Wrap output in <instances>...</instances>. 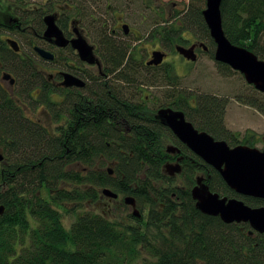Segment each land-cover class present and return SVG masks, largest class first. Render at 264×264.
Listing matches in <instances>:
<instances>
[{
	"label": "trees",
	"instance_id": "1",
	"mask_svg": "<svg viewBox=\"0 0 264 264\" xmlns=\"http://www.w3.org/2000/svg\"><path fill=\"white\" fill-rule=\"evenodd\" d=\"M28 6L27 0H0V72L10 73L14 84L21 82L19 96L29 97L31 90L41 87L39 97L60 125L51 129L26 117L24 104L1 80L0 264H264V234H250L247 223H224L200 212L190 188L200 172L211 191L250 206L259 205L258 201L229 188L212 166L155 120L157 107L149 103V95L133 99L127 96V87L114 81L132 84L133 76L143 69L149 79L146 85L174 86L178 76L173 66L141 68L131 53L127 56L124 43L103 35L102 75L62 102L54 100L50 95H60L58 88L43 81L35 69L32 48L15 53L2 37L4 30H10L24 39V45L31 43L25 29L30 18L37 21L39 15L35 12L31 17ZM187 10L214 46L201 10ZM220 12L227 38L264 59V0H222ZM7 16L17 17L12 26L4 20ZM169 27L153 30L174 52L172 45L187 43L181 34L186 30L182 26L175 30L172 23ZM112 73L114 82L105 78ZM241 99L264 116V99L252 95ZM226 101L209 94L190 99L175 95L167 106L182 110L195 128L214 139L230 146H253L252 137L238 139L224 126ZM169 139L187 156L179 174L181 186L164 172V163L173 159L164 147ZM104 188L117 197L122 193L135 198L140 216L131 213L134 223L122 225L105 216L99 207L100 197L106 196ZM63 214L73 215L68 227Z\"/></svg>",
	"mask_w": 264,
	"mask_h": 264
},
{
	"label": "rangeland",
	"instance_id": "2",
	"mask_svg": "<svg viewBox=\"0 0 264 264\" xmlns=\"http://www.w3.org/2000/svg\"><path fill=\"white\" fill-rule=\"evenodd\" d=\"M27 1L29 6H40L44 0ZM71 2L76 7V10H72V12L74 17L78 19V27L82 29L81 32L88 43L95 45L97 56L103 47L100 42L101 39L103 40V35L111 33L118 16H121L129 26V31L124 34L122 29L119 30V36L115 40L120 45L121 43L129 44L131 50L135 48L133 49L134 58L139 59L141 65H143L144 60L148 59L152 48L161 46L167 52L163 64L169 63L173 66L174 72L178 76L174 86L163 83L146 85L145 82L149 79L145 76L143 69L133 76L134 82L132 84L124 85V83L114 79L115 82L122 84L123 87H127L131 93L135 94L134 97L138 93L139 97L141 94L149 95V103L156 106L168 103L175 98V95L188 96L189 99L204 94L225 98L227 104L223 114L224 126L230 132L237 134L238 139L247 135L252 137L254 147L259 149L264 147V116L253 107L245 105L241 99L250 95L264 99V93L248 85L238 71L220 67L219 62L213 57L214 46L206 37L203 28L196 24L198 20L192 18V13L186 15L188 14L187 9L201 10L204 7V0H72ZM60 4L63 2L60 1ZM171 23L175 30L178 26H182L186 30L181 32L184 38H188L190 41L200 40L204 42L208 46V51L199 52L195 61H187L171 50L169 43L161 33L155 32L153 36H150L151 30L160 31L162 25L169 29ZM12 35L14 38L17 37L16 33L11 34L9 32H5L3 36L10 37ZM18 41L24 45L21 38ZM261 42L264 46V34ZM172 47L174 48V45ZM60 56L64 58H60ZM60 56L58 62H49V64L44 65L47 68L46 72H51L59 62L63 61L66 62L64 64L65 70L73 69L70 68V65L77 61L76 54L74 52H61ZM77 66H79L78 72L86 76L87 79L89 78L88 84H91L90 76H97L96 67H90L82 62L80 64L78 62ZM113 77L115 78V73L110 75V79ZM0 82H2L1 79ZM3 84L13 98H18L26 106L24 107L26 117L51 129L60 125L59 121L54 122L51 119L47 106L38 99L39 97H36L37 95L35 96L34 90H31L30 93L33 98L25 95L19 96V93L23 91L21 82L16 81L12 88L8 82ZM57 94L50 95V98L62 102V95L58 96ZM167 144L168 142L164 144V147ZM0 152H2L1 149ZM167 162L175 163L174 157L168 159ZM179 174L173 176L176 186L182 185ZM196 175H201V173L198 172ZM124 196L125 194L118 193L117 198L111 199L102 195L99 199V207L103 208L105 216L122 225L134 223L129 217L132 211L131 207L123 203ZM142 213L145 214L146 210H143ZM72 219V214H63L62 216V222L66 227L70 225Z\"/></svg>",
	"mask_w": 264,
	"mask_h": 264
},
{
	"label": "water",
	"instance_id": "3",
	"mask_svg": "<svg viewBox=\"0 0 264 264\" xmlns=\"http://www.w3.org/2000/svg\"><path fill=\"white\" fill-rule=\"evenodd\" d=\"M221 1L205 0V5L201 10L203 21L214 43L213 57L217 62L224 63L240 72L248 84L264 93V59L258 58L251 50L234 44L227 38L222 27ZM44 21L46 24L45 36L54 38V42L59 46L64 45L66 40L55 23V16L47 15L44 17ZM123 28L124 32H127L128 27L123 25ZM7 43L14 51H18L19 47L15 40L7 39ZM71 44L77 50L81 60L88 63L96 61L92 46L83 36L77 35L71 40ZM201 44L204 49L207 48L203 43ZM35 49L42 57L53 58V54L50 52L37 47ZM175 50L187 60H196L194 45L185 47L177 44ZM164 56L163 51L155 50L146 64L158 65ZM63 77L61 84L64 86L84 85L82 80L69 73H64ZM2 78L9 80V85L14 82L8 72H4ZM155 117L168 126L189 150L212 166L226 185L237 194L264 198V147L259 149L246 144L230 146L225 140L214 139L208 132L195 128L190 121L186 120L181 110L163 107L157 111ZM166 151L179 153L180 150L171 145L167 147ZM177 159L175 163L168 162L163 165L167 175L174 176L180 173V157ZM107 171L112 174L110 166ZM102 194L111 199L117 197V193L109 188H104ZM190 194L195 201V207L200 212L218 216L224 223H247L250 227V234L253 231L264 232V206H250L237 197L221 196L219 193L211 191L203 175L195 177V184L190 188ZM123 201L126 205L131 206L133 216H140L134 197L125 196ZM3 212L4 205L0 204V216Z\"/></svg>",
	"mask_w": 264,
	"mask_h": 264
},
{
	"label": "flooded vegetation",
	"instance_id": "4",
	"mask_svg": "<svg viewBox=\"0 0 264 264\" xmlns=\"http://www.w3.org/2000/svg\"><path fill=\"white\" fill-rule=\"evenodd\" d=\"M60 1H62L64 5L63 4H60ZM71 1L70 0H44L41 3L40 6H28L27 12L29 13V15L31 17L34 16V13L35 12H38L37 15H39L37 21H34V20H32L30 18V23H28V26L25 29V32L30 37H32V41L28 45H22L21 43H19L20 41H18V40L20 38L18 37V34L16 32H11L10 30H4L3 33H2V37L4 38V42L6 43L7 48H10L13 52L17 53L20 50V48H22V49L23 48H32V51L31 52L33 54V58L36 57L35 58V62H34L35 67H36L35 69L38 70L39 74L42 75L43 81H47L51 85H53L56 88H58L59 94L62 95V100H64L65 97H67V95L68 96H70V94H74L75 95V93L80 92L81 90H84V88H85L86 85H90V84H88L89 78L87 79L86 76H84V75H82V74H80L78 72V68H79V66H77L78 65V62H79V64L82 62V63H84V64H86V65H88L90 67H96V69H97V72H96L97 73V76L98 75L99 76L102 75V72H103L102 71V68H103L102 51H103V48H105V46L102 47L101 53L99 54V56H97V54L95 52V45L90 44L92 46V48H93V54H94V56L96 58V61L94 63H88V62L83 61V60L80 59V57H79V55L77 53V50L74 49L73 46H72V44H71V40L74 39V38H76L77 35L80 34L81 36H83V34L81 32L82 29H80L78 27V19H76L74 17V13L72 12V10H74V11L76 10V7L73 5V3ZM65 13H67V14H65ZM50 14L55 16V23L58 26V28L61 30V33L63 35V38L66 40V43L64 45L59 46V45H57L54 42V38L45 36L46 24H45V21H44V17L47 16V15H50ZM16 19H17L16 16H7L6 18H4V20H6L8 22L7 24H9L11 26H12V24H14L13 21H15ZM58 22H60V24H58ZM123 25H126L127 27H129L123 21L122 17L121 16H118L117 17V21H116V25H115L114 28H112L111 33L109 34V37H110V40L111 41L118 42L115 39L119 36L118 32L121 29H122V32L124 34H127L128 33L129 28L127 29V32H124ZM22 31H24V30H22ZM157 31L152 32V30H151L152 33H150V36H153V34L155 32L156 33H159ZM5 32H9L11 34H15L16 33V36H17L16 38L17 39L14 38L13 35H12L13 37L12 36H10V37L9 36L8 37L5 36L4 37L3 35H4ZM7 39H13V40H15L17 42L18 47H19L18 51H14L12 49V47L7 43ZM186 39H187V43L188 42L189 43H188V45H186V43H185V44H183V46L189 47L191 45H194V52L196 54V59L198 57V53L199 52H201V51H208V46L204 42H202L200 40L199 41L198 40H192V41H190L188 38H186ZM22 40H24V39H22ZM101 41H102V39H101ZM201 43H203L207 48L204 49ZM124 45H126V47L128 48V50H127V56L131 53L132 54V61L136 62L139 65V67H141V68H143L144 66H159V65L163 64V62L166 59L167 52H165V50H163L161 46H158V47L156 46V47H154V48H152L150 50L148 59L144 60V62H142L143 65H141L140 64L141 61L139 59L134 58L133 49H135V48H133L131 50V49H129V48H131V47H129V44L124 43ZM175 45H177V43L174 44V50H175ZM36 47L37 48H41V49H43L45 51L50 52L51 54H53V58L52 59H47V58L42 57L36 51V49H35ZM155 50L163 51L165 53V56L163 57L162 61L158 65H147L146 62L151 59L152 52L155 51ZM61 52H74L76 54V56L78 58L77 61L76 62L75 61L72 62L73 64L70 65L71 67L69 66L70 68H73V69H71V70L70 69L69 70H65V65L64 64L66 62L63 61V62H59L51 72H49V73L46 72L47 71V68L44 65L47 64V63L49 64V62H58V58H59ZM175 52L178 55H180L176 50H175ZM58 53H59V56H58ZM181 57L183 59H185L183 56H181ZM60 58H64V57H61L60 56ZM185 60H187V59H185ZM187 61H190V60H187ZM219 63H221V62H219ZM222 64H224V63H222ZM4 72L5 71H2V75H3ZM64 73H69V74H71V75L79 78L80 80H82L84 82V85L83 86H75V85L64 86V85H62L61 82L64 79V77H63V74ZM2 75H1V78L0 79L3 80L4 83L5 82L6 83L8 82V84H9V80H4L2 78ZM110 75L106 76L105 78L109 80L110 79ZM12 78L14 79V77H12ZM93 78H95V77L90 76L91 84L93 83L92 82L93 81ZM112 79H110V80H112ZM14 81H15V79H14ZM13 85H14V82H13L12 85H9V86H11V88H12ZM41 85L42 84H40V86ZM40 91H41V87L35 88L34 92H35V96L37 95L36 97H39L40 96ZM134 95L135 94L130 93V92L127 94L128 97H132L133 99L139 97L138 95L136 97H134ZM30 96H29L30 98H33L32 97V94H30ZM58 96H60V95H58ZM38 99L42 102V99L40 97ZM152 106L153 107H157L156 108V111L154 113V119L157 120L161 125H163L166 128H168L170 130V132L173 134V132L171 131V129L168 126H166L165 124H163L159 119H157L155 117L157 111L160 108L170 107V106H167V103L163 104L162 106H160V105L156 106L155 104L152 105ZM24 107H26V106L23 105V108ZM170 108H172V107H170ZM172 109L179 110V109H175V108H172ZM184 116H185V114H184ZM185 118H186V116H185ZM186 120H187V118H186ZM36 122H38V121H36ZM173 136L176 138V140L178 142H180L181 144H183L174 134H173ZM167 142H168V144L165 146L166 149H167L168 146H171V145H173V146H175V147H177L179 149L178 145L175 144V142L173 140H170L169 139V141H166L165 144ZM183 145H185V144H183ZM170 154L175 155L174 156L175 162L178 160L177 158L180 157L179 163L181 164V170H182V162L187 158V156H184V154L180 153V151H179V153L175 151L174 153H170ZM172 158H173V156H172ZM166 163H168V162H166ZM253 198H255L258 201V204L259 205H257V206H264V198H259V197H253ZM253 233L254 234H256V233L257 234H264V232L263 233H259V232H256V231H253Z\"/></svg>",
	"mask_w": 264,
	"mask_h": 264
}]
</instances>
